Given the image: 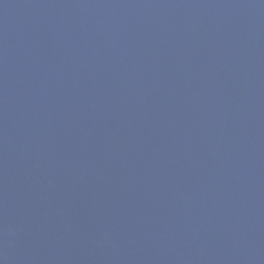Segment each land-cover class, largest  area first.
<instances>
[{
	"label": "water",
	"instance_id": "95a60500",
	"mask_svg": "<svg viewBox=\"0 0 264 264\" xmlns=\"http://www.w3.org/2000/svg\"><path fill=\"white\" fill-rule=\"evenodd\" d=\"M0 264H264V0H0Z\"/></svg>",
	"mask_w": 264,
	"mask_h": 264
}]
</instances>
